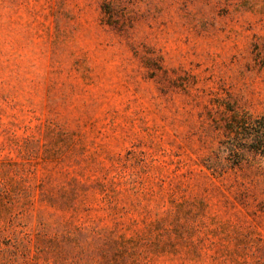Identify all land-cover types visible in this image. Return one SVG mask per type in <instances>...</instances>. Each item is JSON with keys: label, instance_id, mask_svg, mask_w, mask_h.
<instances>
[{"label": "rangeland", "instance_id": "obj_1", "mask_svg": "<svg viewBox=\"0 0 264 264\" xmlns=\"http://www.w3.org/2000/svg\"><path fill=\"white\" fill-rule=\"evenodd\" d=\"M0 165L19 264H264V0H0Z\"/></svg>", "mask_w": 264, "mask_h": 264}, {"label": "trees", "instance_id": "obj_2", "mask_svg": "<svg viewBox=\"0 0 264 264\" xmlns=\"http://www.w3.org/2000/svg\"><path fill=\"white\" fill-rule=\"evenodd\" d=\"M263 136L259 137V139ZM6 167L0 165V175L6 173ZM19 199L13 198L7 190L6 186L0 183V206H3L5 211L0 210V264H19L21 258H30L33 252L31 235L24 237L22 240L17 235L19 227H24L23 220L25 214L28 212H16ZM31 201L27 200L23 205H30ZM27 207V206H26ZM3 209V210H4ZM64 231V230H63ZM84 235V230L77 228L73 230L64 231L61 235V241L65 242L69 250L62 251L57 244V239L54 242H49L46 236H37L34 244L36 251V259L45 257V260H54V263L71 264L70 256L74 253L75 246L73 244L80 243L79 238ZM111 237H106V245L115 244ZM21 251L24 253L21 256Z\"/></svg>", "mask_w": 264, "mask_h": 264}]
</instances>
